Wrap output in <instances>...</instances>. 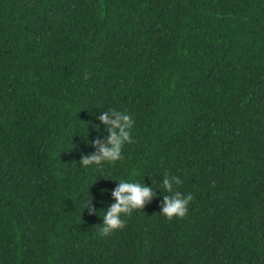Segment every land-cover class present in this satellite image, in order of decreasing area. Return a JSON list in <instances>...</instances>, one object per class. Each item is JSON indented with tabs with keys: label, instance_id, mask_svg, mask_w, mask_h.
Masks as SVG:
<instances>
[{
	"label": "trees",
	"instance_id": "obj_1",
	"mask_svg": "<svg viewBox=\"0 0 264 264\" xmlns=\"http://www.w3.org/2000/svg\"><path fill=\"white\" fill-rule=\"evenodd\" d=\"M119 180L154 196L102 236ZM0 264H264V0H0Z\"/></svg>",
	"mask_w": 264,
	"mask_h": 264
},
{
	"label": "clouds",
	"instance_id": "obj_2",
	"mask_svg": "<svg viewBox=\"0 0 264 264\" xmlns=\"http://www.w3.org/2000/svg\"><path fill=\"white\" fill-rule=\"evenodd\" d=\"M110 115L112 119H109ZM100 122L107 127L109 136L103 143L100 141L92 142L94 147L98 146V152L83 157L79 162L81 166H99L105 161H118L121 159L122 146L131 140L130 131L134 122L126 112L105 113L100 116ZM179 183L178 177L166 175L163 187L165 191L173 192V186ZM112 195L116 202L106 212L102 211L103 226L100 227L102 236H107L118 229H122L125 226L122 217L130 214L133 210L142 209L153 198L154 192L152 188L144 184L119 180L118 187ZM192 199L191 194L182 195L180 192L174 191V195L171 197H164L160 214L168 219L182 218L186 215L187 206Z\"/></svg>",
	"mask_w": 264,
	"mask_h": 264
}]
</instances>
